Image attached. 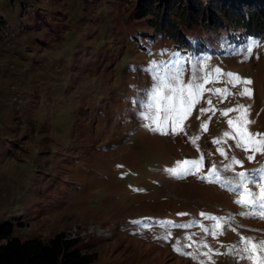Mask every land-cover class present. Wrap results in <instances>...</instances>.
Masks as SVG:
<instances>
[{
    "label": "rangeland",
    "instance_id": "obj_1",
    "mask_svg": "<svg viewBox=\"0 0 264 264\" xmlns=\"http://www.w3.org/2000/svg\"><path fill=\"white\" fill-rule=\"evenodd\" d=\"M136 1L0 0V224L23 242L79 239L91 264H234L233 239L259 236L264 224L245 219L250 231L230 234V211L221 209L236 212L240 195L214 170L218 163L233 179L223 166L246 160L229 125L240 106L249 109L248 133L264 139V36L229 40L224 29L193 25L188 34L207 37L202 50L198 38L190 49L159 34L138 41L150 28ZM153 65L178 73L181 87H203L175 133L171 120L167 135L154 131L133 103L152 87L144 69ZM245 87L251 97L240 95ZM163 106L152 115L163 120ZM213 211L224 228L200 226ZM216 239L223 247L212 246Z\"/></svg>",
    "mask_w": 264,
    "mask_h": 264
},
{
    "label": "trees",
    "instance_id": "obj_2",
    "mask_svg": "<svg viewBox=\"0 0 264 264\" xmlns=\"http://www.w3.org/2000/svg\"><path fill=\"white\" fill-rule=\"evenodd\" d=\"M258 1L263 4L261 0H209L205 8L202 0H191L187 7L179 0H137L133 6L137 18L146 20L150 30L141 31L136 39L152 40L159 34L174 41L178 48L190 49L193 34L187 31L193 25L209 27L218 33L228 30L230 40L236 39L238 32L244 37H259L264 34V10L256 5ZM6 31V22L0 18V38L5 37ZM80 242L68 239L65 234L50 242L39 239L23 242L13 237L11 224H0V264H91L96 257L82 255Z\"/></svg>",
    "mask_w": 264,
    "mask_h": 264
},
{
    "label": "snow or ice",
    "instance_id": "obj_3",
    "mask_svg": "<svg viewBox=\"0 0 264 264\" xmlns=\"http://www.w3.org/2000/svg\"><path fill=\"white\" fill-rule=\"evenodd\" d=\"M150 73V78L153 80V85L149 89L145 90L144 98L140 101H133L134 104H138L141 109L146 110L149 115L145 116L143 113H139L141 119H151L155 125L154 131L159 132L161 135H167L168 121L171 120L172 131H177L178 123L190 112L193 104L196 102L197 97L202 93L203 87L200 84L192 82L185 87L179 86V74L170 73L167 69L158 68L153 65L152 69H144ZM236 83H243L249 85L251 80L240 81L239 77H231ZM187 92V96L183 95ZM166 93L174 94L176 96V102L173 103V95H166ZM242 96L251 97V89L245 87L240 93ZM163 103L164 119L161 120L159 115L153 116L152 113H158ZM236 111L240 112L236 121H229V125L234 128L236 135L238 136L237 147H243L245 151L250 147L254 152L264 153V139H258L259 134H250L247 131V124L250 121L247 119L249 114L248 107L240 106ZM206 127V126H205ZM248 160H252L253 157H247ZM233 165H241L239 160L233 158V164L226 166V171H231ZM242 166V165H241ZM173 174L174 173V170ZM177 178H181L177 176ZM225 183L234 193L240 195V199L236 201L244 207H248L252 210V216L255 218L257 215L259 218L264 219V166L253 172H237L234 174L232 180H225ZM260 187L261 195L257 199L252 191H249L248 185ZM245 252L256 253L264 250V242L259 245L253 244L251 240H243ZM204 246V245H202ZM206 247V246H205ZM179 252V248L175 249ZM183 254V253H181ZM247 258L253 260V255L249 254L247 257L240 256L238 259ZM255 264H264V259L257 258Z\"/></svg>",
    "mask_w": 264,
    "mask_h": 264
}]
</instances>
